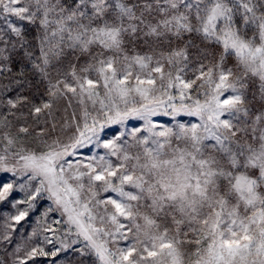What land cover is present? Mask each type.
<instances>
[{"label":"snow or ice","instance_id":"snow-or-ice-1","mask_svg":"<svg viewBox=\"0 0 264 264\" xmlns=\"http://www.w3.org/2000/svg\"><path fill=\"white\" fill-rule=\"evenodd\" d=\"M0 15V74L19 45L47 83L34 113L79 105L39 150L22 143L28 127L0 133V205L15 210L3 239L50 202L11 264L70 249L92 264H264V0H0ZM25 24L40 29L35 51ZM77 53L84 63L62 74ZM257 83L259 107L244 91Z\"/></svg>","mask_w":264,"mask_h":264},{"label":"trees","instance_id":"trees-1","mask_svg":"<svg viewBox=\"0 0 264 264\" xmlns=\"http://www.w3.org/2000/svg\"><path fill=\"white\" fill-rule=\"evenodd\" d=\"M9 19L15 20L14 17H9ZM24 29L26 40L29 45H31L32 50L35 51L40 36V29L31 24H25ZM0 30L7 31V24L2 15H0ZM4 38L8 39L7 36ZM16 39L17 38L13 35L11 43H15ZM175 43L176 42L173 43V47L175 46ZM195 43L199 45L200 42L198 39H195ZM165 44H167V41H165ZM0 47H3V45L0 44ZM137 50L144 52L149 49L147 45H140ZM194 51L195 49H190V52ZM8 52L12 54L11 67L13 71L12 73L5 72L0 74V133L5 130L16 133L19 127H28L30 135L21 134V137L23 138L22 143L26 148L39 150L44 147V140L51 142V139L55 137V134L59 133L61 127L65 121H67L65 118L67 113L71 115L73 111H76L77 115H79V105L76 98L69 96L68 98L56 99L53 102V107L51 109H44L39 114L34 113V107H42L44 102L52 99L47 92V83L40 76L39 72L34 69L32 62L24 56L19 45H17L15 49H12L11 46H9ZM84 60L85 57L79 56L78 53L69 55L59 62L57 68L63 74L69 70L70 64H76L77 68H79V66L84 63ZM203 62L205 64L208 63L207 60ZM55 63L56 62L54 61V64ZM232 63L233 61L229 59L228 66H231ZM194 64L195 61H193V65ZM191 68L192 65H190V69ZM52 75H56L55 70L52 71ZM193 76L194 72L188 70L185 78L188 79ZM197 84H199V81H197ZM5 86H7V90L5 89ZM244 91L246 92V100L251 101L252 106L259 107L261 101L259 97L258 83L250 84ZM254 93L256 94L255 100H253ZM18 96L27 97V100L19 103L14 109L10 108V106L7 105V99L11 98L15 100ZM69 100H71L70 105L68 103ZM5 116H7L8 121L4 120ZM9 121L11 122L10 127L5 129L4 124ZM53 125H55V128L52 127ZM49 204L50 203L47 201H41L35 212H31L25 221H22L19 225H15V230L10 231L11 242L3 239V226L6 223L15 224L14 221L8 220V216L15 214V210L6 205H0V257L6 259L8 264H11L13 259L11 254L15 251L17 245L21 246L22 252L20 254L22 255L23 250H26L36 242L37 237H32L31 233L33 229L39 231L40 225L38 224V221L41 218L43 209ZM54 217H58V214H49V221ZM183 230L184 229H182V231ZM192 235L193 234L189 232L187 239L191 240ZM180 238L184 239L182 235ZM191 246L192 245L189 247L191 248ZM44 247L47 251L51 246L44 245ZM55 259L57 264H60L61 261H63V264H69V262H72V264H79L80 261H83V264H92L95 258L92 256L81 257L79 252L70 249L66 253L62 252ZM51 260L52 258L50 257H38L36 259V264H51ZM29 264H32V262L30 261Z\"/></svg>","mask_w":264,"mask_h":264},{"label":"rangeland","instance_id":"rangeland-1","mask_svg":"<svg viewBox=\"0 0 264 264\" xmlns=\"http://www.w3.org/2000/svg\"><path fill=\"white\" fill-rule=\"evenodd\" d=\"M203 91V90H202ZM227 95V94H226ZM201 98H203V97H201ZM223 98V97H222ZM66 120L67 121H70L71 119H72V116L69 114V113H67V115H66ZM161 122H163V123H165V124H169V125H174V123H175V121H173L172 120V118H170V117H160V118H158ZM179 119H181L183 122H185V123H188V122H197L196 120H195V118H192V117H187V116H184V117H181V118H179ZM141 122H139V121H131L130 122V126H136V125H139ZM115 130H116V128L115 127H113L112 129H110L109 131H108V133H107V136H108V138H111L112 137V134H113V132H115ZM58 134H60V131H59V133ZM58 134H55V136L56 135H58ZM84 151V153H85V155H87L88 154V150L87 149H85V150H83ZM92 151H97L96 149H92ZM104 151L105 150H103V149H101V150H99V154L100 155H103L104 154ZM132 151H135V149H133ZM113 159V161L115 162V160H116V158L115 157H113L112 158ZM102 195H111L110 193H108V194H102ZM47 202H49V201H47ZM50 203V202H49ZM171 234V233H170ZM83 245L81 244V245H76L75 247L76 248H79V247H82ZM190 245L189 244H186L185 245V248H187V249H191L192 247H194L193 245L191 246V248L189 247Z\"/></svg>","mask_w":264,"mask_h":264}]
</instances>
